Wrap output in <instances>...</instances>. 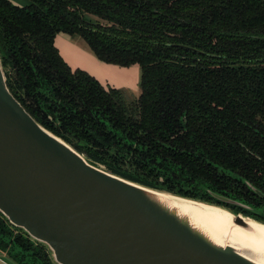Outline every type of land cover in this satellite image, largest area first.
Segmentation results:
<instances>
[{"label":"trees","instance_id":"obj_1","mask_svg":"<svg viewBox=\"0 0 264 264\" xmlns=\"http://www.w3.org/2000/svg\"><path fill=\"white\" fill-rule=\"evenodd\" d=\"M60 33L140 65L139 97L72 69ZM0 57L16 98L88 158L264 222V0H0ZM0 253L57 264L1 213Z\"/></svg>","mask_w":264,"mask_h":264},{"label":"water","instance_id":"obj_2","mask_svg":"<svg viewBox=\"0 0 264 264\" xmlns=\"http://www.w3.org/2000/svg\"><path fill=\"white\" fill-rule=\"evenodd\" d=\"M174 198L223 208L233 224L247 226L242 213L141 184L88 158L16 98L0 57V213L47 246L55 263L263 264L216 241Z\"/></svg>","mask_w":264,"mask_h":264},{"label":"bare ground","instance_id":"obj_3","mask_svg":"<svg viewBox=\"0 0 264 264\" xmlns=\"http://www.w3.org/2000/svg\"><path fill=\"white\" fill-rule=\"evenodd\" d=\"M161 196L165 198L164 195ZM171 201L176 207L189 212L192 219L204 226L203 229L216 241L232 244L243 252L246 250L251 257L264 264V224L247 217L245 218L247 226H239L232 223L231 214L223 208L177 198Z\"/></svg>","mask_w":264,"mask_h":264},{"label":"crops","instance_id":"obj_4","mask_svg":"<svg viewBox=\"0 0 264 264\" xmlns=\"http://www.w3.org/2000/svg\"><path fill=\"white\" fill-rule=\"evenodd\" d=\"M13 1L16 3H20L17 0H13ZM57 37H56V45L60 51V54L65 59V61L72 67V69H82L87 71L88 73L96 77L105 87L111 86L114 88L116 87L121 88L120 86H123L127 89V91L139 90L137 78L136 81L125 80L121 84L117 82L104 81L103 76L105 74L104 71L108 69L107 66H105V64H103L102 62L95 60L91 52H87L88 46L86 45L85 40L80 36H71L66 33H60L57 35ZM74 61L76 62L74 63ZM74 64L79 65V67H75ZM134 65H138V64H134ZM137 75L138 74H136V77ZM0 264H11V263L10 261H8V259L5 258L4 254L0 253Z\"/></svg>","mask_w":264,"mask_h":264},{"label":"rangeland","instance_id":"obj_5","mask_svg":"<svg viewBox=\"0 0 264 264\" xmlns=\"http://www.w3.org/2000/svg\"><path fill=\"white\" fill-rule=\"evenodd\" d=\"M17 1L20 2L18 4H28V2H29V0H17ZM85 43H86V41H85ZM86 45L88 46L87 43H86ZM87 50H88L87 52L92 53L95 60L102 62L103 64H105V66H107L108 69H106L104 71L105 72V74L103 76L104 81L117 82V83L121 84L125 80H135L136 81V78H137L139 90H133V91L128 90L127 91V89L123 86H120L121 88H119V89L123 90L128 101L136 100L139 97V95L141 93V89H140L141 67L139 65H132L129 67H123V66H119L116 64L106 63V62L99 60L89 46H88ZM75 62L76 61H74V63ZM74 65H75V67H79V65H76V64H74ZM84 68H86V67H84ZM136 74H138L137 77H136ZM116 88H118V87H116Z\"/></svg>","mask_w":264,"mask_h":264}]
</instances>
